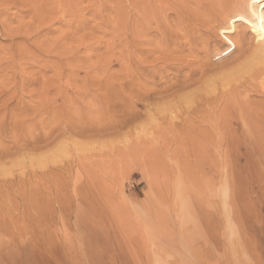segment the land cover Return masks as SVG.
Listing matches in <instances>:
<instances>
[{"label":"rangeland","instance_id":"rangeland-1","mask_svg":"<svg viewBox=\"0 0 264 264\" xmlns=\"http://www.w3.org/2000/svg\"><path fill=\"white\" fill-rule=\"evenodd\" d=\"M243 1L56 0L65 21L45 26L0 16V264H264V58L239 68L260 0ZM238 107L257 122L227 118L220 173L201 120Z\"/></svg>","mask_w":264,"mask_h":264},{"label":"bare ground","instance_id":"bare-ground-1","mask_svg":"<svg viewBox=\"0 0 264 264\" xmlns=\"http://www.w3.org/2000/svg\"><path fill=\"white\" fill-rule=\"evenodd\" d=\"M231 0H223V4H221V2H222V0H221V2H220V0H214V2H213V4H212V8H216L217 6H219L220 7V4L222 5V6H224L225 8H230V10H231V7H230V2ZM245 1V0H244ZM243 1V2H244ZM247 1V0H246ZM245 1V3H246V5H247V3H248V1L246 2ZM55 2H56V0H48V1H45V0H0V16L1 17H6V16H8L7 14H9V13H7V11L9 10V9H14L15 11L11 14L12 15V17L11 18H13V19H15V18H19L20 17V15L21 14H23V13H25V12H30V14L31 15H33L34 17H42L41 18V21H43V25H41V26H45V25H48L49 24V22H50V20L52 19H50L49 20V17H52V16H55V15H53V14H56V15H59V14H62V21L64 20L63 18V16H65L66 14H67V12L65 11V7H66V4L64 5L62 2H58V6H55ZM234 2V1H233ZM253 3H256V5H254V4H251V5H253L252 7H251V9H249L250 11H252V14H250L249 13V18H243L244 19V21L247 23V25H248V27L250 28H252V31L254 32V33H256L255 34V40H256V43H254L255 44V48H254V50L252 51V56H251V63H257L258 61H260L262 58H264V24L262 23V18L264 19V13L262 14V12L264 11L263 9H262V7H264V0H260V1H257V2H253ZM241 5L243 4V3H240ZM246 5H244L245 7H247ZM250 4H248V6H249ZM229 6V7H228ZM74 7H75V5H74ZM242 8V7H241ZM248 8V7H247ZM247 8H244V9H246V12H247ZM50 11V13H49V11ZM245 10H243V12H244ZM9 12V11H8ZM27 12V13H28ZM238 12V11H237ZM246 12H244V15H246ZM26 13V14H27ZM248 13V12H247ZM6 14V15H5ZM30 14H28V15H30ZM51 14H52V16H51ZM43 15V16H42ZM248 15V14H247ZM10 17V16H9ZM56 17V16H55ZM61 17V16H60ZM248 17V16H247ZM8 18V17H7ZM10 18V19H11ZM22 18V17H21ZM237 21L238 20H240L241 21V15H239L238 14V16H237ZM24 19V17L22 18V20ZM37 19H39V18H37ZM36 19V20H37ZM6 20V22H7V20L8 19H5ZM12 20V19H11ZM8 21H10V20H8ZM15 21V20H14ZM40 21V20H39ZM53 21V20H52ZM65 21V20H64ZM223 21V20H222ZM235 21V20H234ZM1 22V21H0ZM5 22V21H4ZM21 22V21H20ZM57 22V21H56ZM224 22V21H223ZM31 23V22H30ZM29 23V24H30ZM65 23V22H64ZM236 23V22H235ZM3 24V23H2ZM26 24H27V22H26ZM34 24H37V23H34ZM53 25V24H52ZM68 25V24H67ZM233 25H235V24H233ZM238 25H240V24H238ZM3 26H4V24H3ZM29 26V25H28ZM35 26V25H34ZM36 26H40V25H36ZM35 26V27H36ZM40 26V27H41ZM69 26V25H68ZM1 27V26H0ZM5 27H6V23H5ZM8 27V26H7ZM27 27V26H26ZM26 27H23V28H26ZM238 27V26H237ZM244 27V26H243ZM247 27V26H246ZM247 27V28H248ZM30 28V27H29ZM49 28H50V26H49ZM48 27L46 28V29H49ZM69 28V27H68ZM248 28V29H249ZM1 29V28H0ZM36 29H37V27H36ZM46 29L44 30V31H46ZM233 29H235V28H233ZM14 30H15V28H14ZM24 30V29H23ZM30 30V29H29ZM32 30H34V29H32ZM38 30V29H37ZM50 30V29H49ZM74 30H75V28H74ZM73 30V32H77V30H75L74 31ZM232 30V29H231ZM242 30V29H241ZM251 30V29H250ZM1 31V30H0ZM3 31V30H2ZM22 31V30H21ZM70 31H72L71 30V28H70ZM233 31V30H232ZM5 32H6V30H5ZM23 32V31H22ZM21 32V33H22ZM24 32H25V34H29V32H28V30H24ZM32 32V31H31ZM34 32V31H33ZM51 32V31H50ZM3 34H5L4 32H2ZM10 33V32H9ZM12 33V32H11ZM10 33V34H11ZM36 33V32H35ZM234 33H236L235 31H234ZM18 34V33H17ZM33 34V33H32ZM40 34H42V33H40ZM47 35H48V33H47ZM5 36H8V35H5ZM14 36H15V34H14ZM19 36V35H18ZM23 36H24V33H23ZM37 36H38V34H37ZM36 35H35V37H37ZM40 36V35H39ZM60 36H63L64 37V35H60ZM240 36V35H239ZM26 37V36H25ZM24 37V39H26ZM10 38V37H9ZM33 38V37H32ZM43 38H45V37H43ZM62 38V37H61ZM239 38V37H238ZM11 39H13V36L11 35ZM11 39H10V44H11ZM31 39V38H30ZM39 40V38L37 37L36 38V40ZM14 40H16V38L14 39ZM21 40V39H20ZM22 40H23V37H22ZM33 40V39H32ZM41 40H42V38H41ZM50 40V39H49ZM61 40V39H60ZM13 41V40H12ZM25 41V40H24ZM23 41V42H24ZM27 41H28V39H27ZM30 42H31V40H29ZM28 41V42H29ZM45 41H46V39H45ZM238 41H239V39H238ZM15 41H13V43H14ZM26 42V41H25ZM27 42V43H28ZM34 42H35V40H34ZM47 42V41H46ZM36 43V42H35ZM40 44V43H39ZM57 44H59V43H57ZM57 44H56V46H57ZM15 46L17 45V43L16 44H14ZM35 45V44H34ZM38 45V44H37ZM42 45V44H41ZM43 45H45V44H43ZM249 45V44H248ZM12 46V45H11ZM22 46V45H21ZM47 46H49V43H47ZM54 46V45H53ZM12 47H14V46H12ZM11 47V48H12ZM40 47V46H39ZM42 47V46H41ZM40 47V48H41ZM9 48H10V46H9ZM8 48V49H9ZM19 48V47H18ZM22 48V47H21ZM39 48V49H40ZM13 49H15V48H13ZM16 49H17V47H16ZM30 49V48H29ZM43 49H45V48H43ZM0 51H2V50H0ZM21 51V50H20ZM20 51L18 52V50L16 51V52H18L19 54H20ZM47 51V50H46ZM49 51V50H48ZM11 52V51H10ZM9 52V53H10ZM27 52V51H26ZM41 52V51H40ZM43 52H45V51H43ZM32 53H34L33 52V50H32ZM32 53H30V55L32 54ZM50 53V52H49ZM6 55V54H5ZM12 55H13V53H12ZM18 57H19V55L18 54H16ZM34 55V54H33ZM27 56H29V54L27 55ZM26 56V57H27ZM46 56V55H45ZM9 57V56H8ZM20 57H21V55H20ZM29 58V57H28ZM32 58V57H31ZM30 58V59H31ZM247 58V57H246ZM8 59V58H7ZM13 59H15V56L13 55ZM17 59V58H16ZM15 59V60H16ZM10 60V59H9ZM250 61H248L247 63H244L243 65H241V66H239V68L240 69H242V71H247V70H250V69H253L255 66H257L256 64L255 65H252L251 63H250ZM9 62V61H8ZM14 62V61H13ZM19 63H20V61H18ZM6 63H7V61H6ZM1 65H3V64H1ZM5 65V64H4ZM3 65V66H4ZM14 65H15V63H14ZM17 65V64H16ZM19 65V64H18ZM22 65V64H21ZM20 65V66H21ZM32 65V64H31ZM9 66H11V65H9ZM33 66V65H32ZM261 66V65H260ZM4 67H6V66H4ZM19 68V67H18ZM17 68V69H18ZM263 68H264V65H263ZM22 70H23V68H21ZM0 70H2L1 68H0ZM5 70H7V69H5ZM21 70V71H22ZM240 71V70H239ZM24 73V72H23ZM21 74V73H20ZM22 75V74H21ZM24 79V78H23ZM6 80V79H5ZM9 81V80H8ZM28 81H29V79H28ZM30 82H31V79H30ZM2 83V82H1ZM29 83V82H28ZM25 84V83H24ZM14 87V86H13ZM28 87H29V85H28ZM10 94H11V92H10ZM31 96V95H30ZM4 98V97H3ZM2 99V98H1ZM231 99V98H230ZM3 102V101H2ZM235 102V101H234ZM233 102V103H234ZM236 106V105H235ZM241 107V106H240ZM239 108V107H238ZM13 110V109H12ZM12 110H10V113H12L13 111ZM229 109L228 108H224L223 110H222V112L220 113L221 114V116L219 115L218 116V121H217V123L216 124H214L215 126H213L212 124H211V117H210V115H206V116H204V117H206V118H201L202 120L201 121H204L205 122V124L207 123V125H208V127H210L209 129H207V131H204V132H202V133H200V134H203L204 133V136H205V139H213V138H215L216 139V143H217V145H215L216 147L215 148H217V151L216 152H218L217 153V155H218V158L220 157V160H217V163H216V171L218 172H220V173H224L223 171H225L227 168H228V165H229V163H228V161H227V157H226V153H227V149H225V148H223V146L222 145H219L218 143H220L218 140H220L221 141V143H223L224 144V141L225 140H228V137H229V134H227V132H226V127H227V118L228 117H230V119L232 120V121H234L236 124H237V126L238 127H246L247 125H253L254 124V126H255V124H256V120H257V116H255V118H252L250 115H248V113L246 112V111H244V109H236V108H231V110H235V112H233L232 111V114L230 115V116H228V113H227V111H228ZM9 111V110H8ZM12 111V112H11ZM15 112V111H14ZM219 112H220V110H219ZM192 113H194V112H192ZM13 115V114H12ZM16 115H14V117H15ZM12 118H13V116H11ZM2 120V119H1ZM11 120V119H10ZM31 120H33V119H31ZM192 120V119H191ZM30 121V120H29ZM194 121H196V120H194ZM30 123V122H29ZM29 123H27V125L29 124ZM209 123H210V125H209ZM25 124H26V122H25ZM17 125V124H16ZM26 125V126H27ZM30 125V124H29ZM28 125V126H29ZM251 125V126H252ZM27 126V127H28ZM248 127V126H247ZM246 127V128H247ZM250 127V126H249ZM248 127V128H249ZM20 128V127H19ZM250 128H252V127H250ZM255 128V127H254ZM18 129V128H17ZM193 130H195V129H193ZM200 130V129H199ZM254 130V129H253ZM252 132V134L254 133L253 131H251ZM246 133H248V131L246 130ZM1 134V133H0ZM49 134V133H48ZM258 134H260V133H258ZM257 134V135H258ZM249 135V134H248ZM256 135V134H255ZM197 136H199V135H197V134H194V133H192V132H188V134H187V140H191L192 142L193 141H198V137ZM46 137V136H45ZM47 137H48V135H47ZM17 138V137H16ZM19 138V137H18ZM14 139H15V137H14ZM31 139V138H30ZM32 139H33V137H32ZM16 140V139H15ZM19 140H20V138H19ZM180 140V139H179ZM30 141V140H29ZM212 141V140H211ZM17 142V140L15 141V143ZM18 142H20V141H18ZM31 142V141H30ZM208 142H210V141H208ZM13 144V143H12ZM10 145V144H9ZM14 145V144H13ZM13 145L11 146V147H13ZM187 145V144H186ZM208 145H209V143H208ZM225 145H227V144H225ZM188 146V145H187ZM11 147H9V149L11 148ZM19 147V146H18ZM186 147V146H185ZM184 147V148H185ZM190 147V146H189ZM206 147V146H205ZM14 148V147H13ZM207 148V147H206ZM1 149V148H0ZM193 150H189L190 152H191V155L193 156V158H194V160H195V162H196V168H201L202 166H203V164H201V157L203 156V155H201L200 154V152H198L196 149H194V147L192 148ZM209 149V148H208ZM18 150V149H17ZM21 150V149H20ZM188 150V149H187ZM4 151H5V148H4ZM188 151V152H189ZM5 152H7V151H5ZM14 152H17V151H14ZM18 153V152H17ZM207 153V152H206ZM0 154H1V152H0ZM190 154V153H189ZM2 155H4V154H2ZM2 155H1V157H2ZM6 156V155H5ZM18 156V155H17ZM8 157V156H7ZM7 157H3V159L4 158H7ZM11 157V156H10ZM188 157V156H187ZM191 159H192V157H191ZM212 159L213 158H211V159H208V160H211L212 161ZM8 160V159H7ZM1 161H3L2 159H1ZM0 161V164L2 163ZM17 162H20V161H17ZM194 162V161H193ZM12 163V162H11ZM13 164H15V163H13ZM12 164V165H13ZM30 165V164H29ZM33 165V164H32ZM187 165V164H186ZM185 165V166H186ZM0 166H2V165H0ZM31 166H29V168H30ZM184 167V166H183ZM28 168V167H27ZM29 170V169H28ZM33 171V170H32ZM29 174H30V172H28ZM187 179H185V181H186ZM185 181L183 182V183H185ZM188 182V181H187ZM190 182H191V180H190ZM15 183V182H14ZM192 184H197L195 181L193 182H191ZM191 183H190V185H191ZM0 184H2V183H0ZM181 184H182V182H181ZM187 185V184H186ZM211 185V184H210ZM196 196V195H195ZM236 207H237V205H236ZM234 209V208H233ZM237 209V208H236ZM233 211V210H232ZM236 212V211H235ZM239 212V211H238ZM234 214V213H233ZM237 214V213H236ZM240 215V214H239ZM237 217H238V215H237ZM241 223V222H240ZM230 245V244H229ZM195 248V247H194ZM142 261V260H141ZM137 264V263H136Z\"/></svg>","mask_w":264,"mask_h":264}]
</instances>
